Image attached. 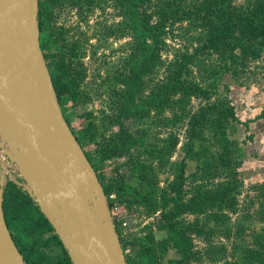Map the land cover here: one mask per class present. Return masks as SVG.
<instances>
[{
  "label": "rangeland",
  "instance_id": "374dc122",
  "mask_svg": "<svg viewBox=\"0 0 264 264\" xmlns=\"http://www.w3.org/2000/svg\"><path fill=\"white\" fill-rule=\"evenodd\" d=\"M50 1L53 4L57 1L46 18V35L52 41L53 62L60 65L66 60L65 50L76 45L79 56L72 58L71 65L76 67L78 77L84 74L66 105L72 127L79 132L90 124L88 135L91 138L84 142V150L91 153L106 183L122 179L141 198L147 197L146 204L140 203L133 194L115 192V200L111 202L116 209L114 215L128 222L124 238L129 241L127 255L131 257L137 252L140 238L149 226L157 242L158 264H170V260L181 257L167 240L168 232L160 223L162 213L171 205L166 197V192L172 195L169 183L174 179L179 163L185 159L187 178L184 188L188 199L226 180L238 181L237 191H234L235 210L218 202L180 216L196 229L214 230L209 237L193 232L195 250L223 246L220 261L213 262L203 254L189 264H257L250 258L260 249L257 235L264 230V117L261 116L264 110V44L259 45L261 54L257 58L244 61L236 58L237 63H233L228 56L198 51L200 60L189 64L185 77L204 87L211 102L228 98L237 115L236 118L215 117L213 124L204 129L205 143L200 145L201 141H195L196 147L201 148L200 157H186L185 146L189 142V122L198 115L206 100L183 94L170 95L165 107H153L150 114L125 119L130 132L139 139L123 155L106 157L105 151L120 140L117 134L121 126L116 119L120 105L118 98L125 91V85L116 75L129 73L125 64L132 55L133 36L116 0ZM235 1L247 4L249 0ZM150 7L153 10L151 29L158 41V60L143 75L140 97L158 90L181 55L192 54L201 45L197 37L201 30L198 24L202 20L183 12L193 9L190 0L173 3L181 19L172 17L176 9L165 2L158 1ZM218 21L219 17H216L215 22ZM96 132L97 136L93 138ZM174 142L177 145L172 149ZM147 149H155L157 153ZM159 149L165 151L158 154ZM206 163L212 165V174L202 172ZM195 198L197 200L199 196ZM154 202L157 207L150 210ZM219 215L223 216L222 220H215L214 217ZM19 219L25 237L37 250L40 263H55L61 248L52 241L53 233L40 231L29 213Z\"/></svg>",
  "mask_w": 264,
  "mask_h": 264
},
{
  "label": "trees",
  "instance_id": "16d2710c",
  "mask_svg": "<svg viewBox=\"0 0 264 264\" xmlns=\"http://www.w3.org/2000/svg\"><path fill=\"white\" fill-rule=\"evenodd\" d=\"M165 2L169 7H173L175 0H116L120 5L121 11L125 15V21L128 25L129 33L133 36L134 46L132 55L127 59L126 67L129 69L128 75L118 73L116 76L124 82L125 91L118 98L120 105L118 106L119 115L116 119L120 123L121 130L117 134L120 138L117 145L110 147L106 152V157L123 155L132 144L138 141V137L133 135L124 122L125 119L134 117H142L145 114H150L153 107H165L170 101V95L183 94L201 96L206 100L201 111L189 122L187 136L189 142L186 143V157L195 159L200 157L201 148L196 147L195 141H201L200 145L205 143L204 129L210 124H213L215 117L236 118L234 106L228 98L220 99L217 102L210 101L209 92L204 87L199 86L193 80L185 77L188 74V66L199 59L198 51L214 52L228 56L233 59V63H237L236 58L244 61L248 58H257L261 54V47L264 44V0H249L247 4H237L235 0H190L193 9L191 11L183 10L190 17L200 18L202 22L198 24L201 27L197 39L201 45L199 50L192 54L183 53L180 61L169 72L167 79L163 82L158 90L150 93L147 96L140 97L139 93L142 87L143 75L146 74L151 66L158 60V41L154 37L151 29V19L153 10L150 7L155 2ZM180 2L183 0H179ZM57 3V1H56ZM54 3V4H56ZM50 0H39V21L41 28V47L45 58L48 61L51 77L56 88L63 113L70 124L72 130L77 136L80 144L84 148V142L91 137L88 131L91 129L90 124L81 129L79 132L72 127V122L67 116V103L74 96L75 88H78L80 82L84 79V74L77 76V70L74 65H71L72 58L77 56V46L74 45L64 52L66 60H62L60 65H55L52 59V41L46 35V18L51 14L54 5ZM179 10H173L172 17L181 19ZM216 17L219 21L215 22ZM78 49V48H77ZM69 55V56H68ZM79 56V55H78ZM227 57V58H228ZM67 63V64H66ZM264 117V110L261 114ZM92 136V135H91ZM97 132L93 134L96 138ZM177 142L171 145L175 147ZM150 153L156 154L155 149H147ZM165 149H159L158 154L164 152ZM86 155L95 168L100 181L102 182L106 194L118 192L119 194L130 193L140 202H147V197L141 196L124 183L122 179L115 183L112 179L108 183L105 182V176L99 169L96 163L93 162V156L87 150ZM169 152V151H167ZM222 162L224 160L220 157ZM186 160H182L178 167L175 177L169 183V191L172 195L166 197L171 205L166 212L162 213L161 226L168 232V241L176 247L181 257L175 260H170V264H189L196 257L207 254L212 258L213 262L220 261L219 255L223 251V246L209 248L205 250L194 249L193 232H197L200 236L209 237L214 230L207 231L205 228L196 229L191 224H186L180 219V216L188 211H201L204 207L220 202L230 210H235L236 194L238 181L237 179H229L219 184L213 189L205 190L197 193L195 197L187 198L185 191L186 181ZM202 172L212 174V165L207 164L203 167ZM264 190V184L262 185ZM4 211L7 224L12 233V236L18 246L20 252L24 256L26 264H41L37 256V250L31 241L25 237L24 228L19 218L24 214H31L35 218L34 225L42 232H52V241L61 248V253L57 261L53 264H73L68 251L64 247L55 229L50 224L48 219L40 211L39 207L34 203L33 199L13 182L8 184L4 194ZM156 202L150 205V210H155ZM110 208H113L110 203ZM264 212V211H263ZM215 220L221 221L223 216H215ZM145 235L140 238L139 249L131 257L127 255V247L129 241L124 240L121 236V243L129 264H158L155 245L157 242L153 238L152 230L146 226ZM117 230L120 233L121 229L117 224ZM259 250L250 259L256 261L257 264H264V230L257 235ZM218 255V258L215 256ZM227 264V262L225 263Z\"/></svg>",
  "mask_w": 264,
  "mask_h": 264
},
{
  "label": "water",
  "instance_id": "95a60500",
  "mask_svg": "<svg viewBox=\"0 0 264 264\" xmlns=\"http://www.w3.org/2000/svg\"><path fill=\"white\" fill-rule=\"evenodd\" d=\"M2 152L73 264H129L105 188L63 113L41 47L39 0H0V264H26L5 217Z\"/></svg>",
  "mask_w": 264,
  "mask_h": 264
},
{
  "label": "built area",
  "instance_id": "2783aa9c",
  "mask_svg": "<svg viewBox=\"0 0 264 264\" xmlns=\"http://www.w3.org/2000/svg\"><path fill=\"white\" fill-rule=\"evenodd\" d=\"M1 157L4 160L5 166H6L4 168L2 167L3 172H5V174L7 176V184H6V187H5V192H6L8 184L10 182H13V180L10 177V174H13L19 180H21V177L19 175V172L14 169V166L11 163L10 159L3 152L1 153ZM8 169H9V171L11 173H9ZM17 187L19 189H21L23 192L26 193L25 189L20 188L18 185H17ZM107 196H108L109 203H111L113 200H115L116 194L115 193H111V194H109ZM111 211H112V215H113V219H114L116 227H117V224H119V227L121 229V232L120 233L118 232L120 237L122 236L123 238H125L126 235H127L126 229H127V226H128V222L126 220H123L119 215H114V212H116V209L114 207L111 208Z\"/></svg>",
  "mask_w": 264,
  "mask_h": 264
}]
</instances>
